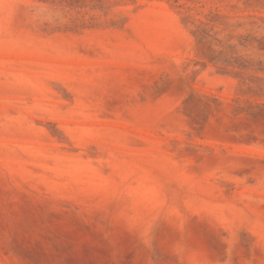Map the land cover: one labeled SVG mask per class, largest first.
<instances>
[{
	"label": "rangeland",
	"instance_id": "obj_1",
	"mask_svg": "<svg viewBox=\"0 0 264 264\" xmlns=\"http://www.w3.org/2000/svg\"><path fill=\"white\" fill-rule=\"evenodd\" d=\"M0 264H264V0H0Z\"/></svg>",
	"mask_w": 264,
	"mask_h": 264
}]
</instances>
